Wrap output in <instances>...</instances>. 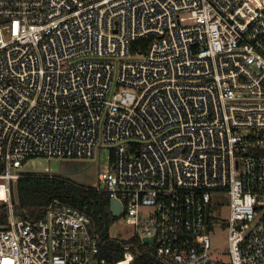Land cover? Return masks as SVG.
Segmentation results:
<instances>
[{"label": "built area", "instance_id": "obj_1", "mask_svg": "<svg viewBox=\"0 0 264 264\" xmlns=\"http://www.w3.org/2000/svg\"><path fill=\"white\" fill-rule=\"evenodd\" d=\"M102 148L93 190L158 264H207L218 224L225 264H264V0H0V264H109L86 214L11 196Z\"/></svg>", "mask_w": 264, "mask_h": 264}, {"label": "trees", "instance_id": "obj_2", "mask_svg": "<svg viewBox=\"0 0 264 264\" xmlns=\"http://www.w3.org/2000/svg\"><path fill=\"white\" fill-rule=\"evenodd\" d=\"M143 49L145 41L134 44ZM11 196L15 217L19 219L43 217L47 208L54 203L69 205L91 219V232L99 239L100 258L109 264L136 258L124 264H158L155 252L143 244L137 235L117 238L110 234V227L119 217H113L109 210L110 196L97 192L93 187L76 186L63 178H47L39 174L26 173V177L11 183ZM8 223L5 205L0 206V227Z\"/></svg>", "mask_w": 264, "mask_h": 264}, {"label": "rangeland", "instance_id": "obj_3", "mask_svg": "<svg viewBox=\"0 0 264 264\" xmlns=\"http://www.w3.org/2000/svg\"><path fill=\"white\" fill-rule=\"evenodd\" d=\"M108 149L102 148L90 158H40L25 164L23 172L50 173L80 187L99 185L98 173L107 161ZM110 234L117 238H129L132 230L119 218L110 227ZM211 241L210 259L207 264H225L227 257L226 230L220 224L209 232Z\"/></svg>", "mask_w": 264, "mask_h": 264}, {"label": "water", "instance_id": "obj_4", "mask_svg": "<svg viewBox=\"0 0 264 264\" xmlns=\"http://www.w3.org/2000/svg\"><path fill=\"white\" fill-rule=\"evenodd\" d=\"M109 210H110L113 217H120V215H121V204L117 200L111 198L109 201ZM1 228H3V227H1ZM143 242L150 244V245L153 243L152 239H147V238L143 239Z\"/></svg>", "mask_w": 264, "mask_h": 264}]
</instances>
